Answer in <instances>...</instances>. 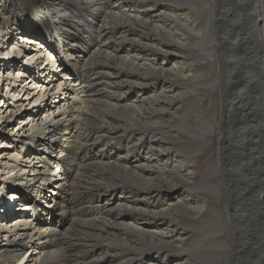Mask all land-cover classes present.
Here are the masks:
<instances>
[{"label": "bare ground", "instance_id": "6f19581e", "mask_svg": "<svg viewBox=\"0 0 264 264\" xmlns=\"http://www.w3.org/2000/svg\"><path fill=\"white\" fill-rule=\"evenodd\" d=\"M166 1L197 19L204 14L206 24L199 33V25H184L188 37L169 44L162 39L173 38L160 6ZM262 11L264 0H0V57L13 58L0 62V127L15 122L8 135L0 131V185L20 194L21 208L0 216V264H146L153 249L165 254L163 264H194L189 258L210 249L220 264H264ZM33 15L46 35L18 23ZM184 39L200 41L198 50L187 45L186 61L170 69L152 62ZM48 58L33 76L32 64ZM207 61L215 75L192 73L193 63ZM198 85L219 91L217 119L209 125L199 110L174 114L196 149L185 163L162 161L169 142L183 145L160 137L172 127L164 95L153 92ZM211 144L217 164L200 178L192 171ZM150 168L156 173L145 175ZM220 171L215 196L246 205L243 222L221 225L205 203L153 198L167 186L210 187ZM140 220L151 227L137 226Z\"/></svg>", "mask_w": 264, "mask_h": 264}, {"label": "rangeland", "instance_id": "374dc122", "mask_svg": "<svg viewBox=\"0 0 264 264\" xmlns=\"http://www.w3.org/2000/svg\"><path fill=\"white\" fill-rule=\"evenodd\" d=\"M196 1L199 2L201 0H196ZM160 4H161L160 6L161 7L163 6V8H164V12H165L164 14H166L165 15V17H166L165 19L167 21L166 25L168 24L169 27L171 26V28H172L170 30V32H171V35L173 36V38H171L170 36H167V35H164V37H162V39H164V41L168 42L169 44L171 41L176 42L175 38L181 34L184 37H186V36L188 37L189 31L184 25L190 24V23H193L194 25H199L194 30L196 33H199L198 29H201L203 24H206L204 14H201L200 18L197 19V17L193 13L187 14L186 13L187 10L184 6L179 7V6H177L176 3L168 2V1L162 2ZM180 5H183V3ZM131 6H134V5H131ZM261 6H262V4H261ZM130 9H132V8L129 7V10ZM262 14L264 17V11H262ZM139 15L143 16V14H141V13H139ZM33 17L38 18L36 15H33L31 17L26 16L23 18H19L18 23H21L22 25H24V28H27L29 30L33 29V31L35 33H38V36H40V37L43 35H46L47 31H42V30L39 31V29H37V28L43 29V27L40 25L41 23L40 24L38 23V19L40 17L38 19H34L36 21V24L33 23L35 21L30 22V19H33ZM74 20H75V18H74ZM63 22H65L68 26L71 25V22L66 20V19ZM36 29H37V31H36ZM139 33L146 35L147 32H139ZM150 35L155 36L154 34H150ZM142 38L146 43L152 42L151 39H146L144 37H142ZM260 38L264 41V34H261ZM182 39H183V37H182ZM188 41L189 40H185V39L183 40V44H182L183 47H177V46L173 47V46L167 45L166 50H164L165 52L157 53L154 61H152V60L151 61L153 63L157 64L158 67L164 66L165 69H170L174 65L179 64L180 61H186L184 58H185V55L188 51L187 45L191 46L193 44H197L195 49L198 50L200 48V45H199L200 41H198L199 43H189ZM21 44H24V43H21ZM202 46H203V44H202ZM1 50L2 49L0 48V53H1ZM145 54L148 56L149 53L146 51ZM10 56H11L10 54L5 55V56H1L0 62H6L10 58L13 59ZM163 58L168 59V61L166 63H163L164 62ZM20 59H22V57ZM20 59H16V62L21 67L23 64H21L22 61H20ZM150 59H152V58H150ZM193 64H194V66L192 68H190L191 70H193L192 73L198 72L199 74L205 75V76H211V75L216 74V69H215L216 64L215 63H210L207 61V62L202 63V64H198V63H193ZM21 69L23 70L24 68L21 67ZM23 71H25V69ZM188 73H189V71L187 72V70H186V72H184V75H186ZM171 79H176V78L173 77ZM176 80H179V78H177ZM258 82L260 83V81H258ZM262 82L264 84V79H262ZM159 91H160V89L153 92V93H156L154 96L164 95L163 98H165V102L167 105L166 110L168 112L166 115L170 117V118H165V123H167L165 125L172 127V131L165 133V134H162V135H160V137L167 139L169 141H171V139L174 138V139L178 140L179 143H181L180 145H183V147L176 146L177 144L175 145L174 142H169L168 148L170 149L169 150L170 158H168L165 155H161L160 160L169 161V159H170V162L172 161V164H175V162H178V161H182V163H185L189 160V157H188L189 154L188 153H190L191 150H195L196 149L195 147L197 144L192 139L189 138L188 130H186L184 128L183 129L179 128L178 125L174 124V122H175L174 121V119H175L174 114H179L178 116H182L184 114H187L188 109L191 110V112L199 110L198 112H200L203 115L204 119H206V123H208L210 125L212 123V121H216L218 113H219V104H220L219 103V91L217 89L212 90V88H206V87L200 86V85L194 86L193 88H184V86H180V87H177V90H173V92H171V93L164 92V94H160ZM7 94H9V93H7ZM151 94H149V95H151ZM194 96H195V98L192 99ZM196 99H199V102L194 103ZM0 105H2V104L0 103ZM23 114H26V111ZM39 115L43 116V112H40ZM192 122H193V119L190 118L188 123H192ZM187 125H189V124H187ZM14 126H15V122H11V123H9L8 127H5L3 129H2V127H0V131H2L1 133H3L4 135H8L9 133H11V131H9V129H7V128H13ZM189 126H192V125H189ZM198 132H200V131L198 130ZM12 133L14 135H16L15 134L16 130H13ZM194 136H195V134H194ZM144 138L146 140L147 138H150V136L147 135ZM203 139H204V137L201 140H203ZM211 140L213 142L214 137L213 138L211 137ZM110 148H115V147L112 146ZM116 152H117V150H116ZM141 152H145V151H141ZM203 156L204 157H203L202 161L200 162L199 167L192 171L194 175L196 173H198L200 178H202L203 175L205 174V172L210 169L211 165L217 164V160L213 156L212 144L210 145V147L208 149H206V152H203ZM189 166L190 165H188V167ZM150 169L151 170H147V172H145V175L151 176L154 173H156V169H153V168H150ZM191 177H193V176H191ZM223 183H224L223 172L220 171V176L218 177L217 182L214 183L210 187H206L204 185H201V183H199L198 181L197 182L195 181V185L192 187V190H190L188 186L184 187L182 185L177 186V187L167 186V187H162L158 193L154 194L153 198H155L157 201L163 202L165 204H167V203L178 204L181 202V203L185 204L186 207L191 206L194 208L200 207L202 205V203H205L206 206L212 208L215 211L213 213V215L216 217V221H220L219 219L222 220L221 225H226L227 222H229L228 220L230 218H231V220H235L236 224H238V222H243L244 220L242 218L243 217V211L242 210L245 208H248L246 205H241L242 206V210H241L238 206H236L234 204H233L234 207H232V202L227 197L225 198L222 196H220V197L215 196L214 191L218 189V186H222ZM2 187H4V186L0 185V189ZM263 195L264 194H261V199L263 198ZM106 198L111 199L110 201H112L113 199H115V201H116V198H115V196H113V194L106 196ZM261 203L264 204V201H261ZM97 204L99 205L101 203L97 202ZM52 208H53V205L48 206L47 209L52 211ZM227 209H228V213H227ZM248 210H250V209H248ZM48 213H50V212L48 211ZM187 213L191 214V212L189 210H187ZM144 218L147 219L146 217H144ZM6 224H7V221H6ZM135 224L137 226L143 228V229H147V228L151 227V224L148 223V220L144 221V222L140 220V221L135 222ZM153 250H152V252L151 251L149 252V254L150 253H152V254H150V258L146 259V264H163L161 261H164L167 258L166 256H164L165 254L164 253L157 254ZM157 255L159 257L155 258ZM198 255H201V256H199L197 259H193V260L189 258V260L193 261L194 264H220L221 261L223 260L221 257V254L219 252L213 250V249H210L207 252H205L203 254H198ZM173 261L174 260L171 259L169 264H173Z\"/></svg>", "mask_w": 264, "mask_h": 264}]
</instances>
